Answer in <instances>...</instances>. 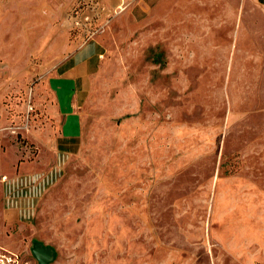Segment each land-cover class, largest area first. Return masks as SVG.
I'll return each instance as SVG.
<instances>
[{"label": "rangeland", "instance_id": "1", "mask_svg": "<svg viewBox=\"0 0 264 264\" xmlns=\"http://www.w3.org/2000/svg\"><path fill=\"white\" fill-rule=\"evenodd\" d=\"M89 50L75 147L33 213L0 198V245L26 264L34 239L47 264H264V6L0 0V173L34 169L60 133L47 79Z\"/></svg>", "mask_w": 264, "mask_h": 264}, {"label": "crops", "instance_id": "2", "mask_svg": "<svg viewBox=\"0 0 264 264\" xmlns=\"http://www.w3.org/2000/svg\"><path fill=\"white\" fill-rule=\"evenodd\" d=\"M262 5L264 6V4ZM97 55V51L92 50L79 57L71 55L58 65L55 72L48 77L49 98L55 100L51 110L53 127L59 123L57 128H59L60 133H57L55 138L38 140L39 158L34 161V169L25 168L20 173L17 170L9 174L0 173V198L1 204L4 206L2 208L3 215L11 217L18 215L22 210H31L33 213L35 202L39 199L43 189L49 186L59 171L54 160L56 154L73 151L79 133V116L76 115L75 107L78 104V97L81 96L82 89L79 88L78 82L83 83L87 79L89 72H91L88 68ZM51 130L55 129L51 128ZM46 153L47 155H45ZM3 175L4 179L1 178ZM5 180L14 187L12 193H4L2 185ZM23 184L30 187L31 193L29 195L22 196L23 194H19L17 188ZM28 201H32L30 202L32 203L31 208L27 206ZM29 264L32 263L29 262Z\"/></svg>", "mask_w": 264, "mask_h": 264}, {"label": "water", "instance_id": "3", "mask_svg": "<svg viewBox=\"0 0 264 264\" xmlns=\"http://www.w3.org/2000/svg\"><path fill=\"white\" fill-rule=\"evenodd\" d=\"M30 254L36 259L37 264H47L53 258V249L39 240H32L29 247Z\"/></svg>", "mask_w": 264, "mask_h": 264}, {"label": "built area", "instance_id": "4", "mask_svg": "<svg viewBox=\"0 0 264 264\" xmlns=\"http://www.w3.org/2000/svg\"><path fill=\"white\" fill-rule=\"evenodd\" d=\"M4 179V175L1 176ZM19 253L11 248L0 245V264H25Z\"/></svg>", "mask_w": 264, "mask_h": 264}, {"label": "trees", "instance_id": "5", "mask_svg": "<svg viewBox=\"0 0 264 264\" xmlns=\"http://www.w3.org/2000/svg\"><path fill=\"white\" fill-rule=\"evenodd\" d=\"M258 3H260L261 5L264 4V0H257Z\"/></svg>", "mask_w": 264, "mask_h": 264}, {"label": "flooded vegetation", "instance_id": "6", "mask_svg": "<svg viewBox=\"0 0 264 264\" xmlns=\"http://www.w3.org/2000/svg\"><path fill=\"white\" fill-rule=\"evenodd\" d=\"M24 261H26V259H25ZM26 262H27V261H26Z\"/></svg>", "mask_w": 264, "mask_h": 264}]
</instances>
